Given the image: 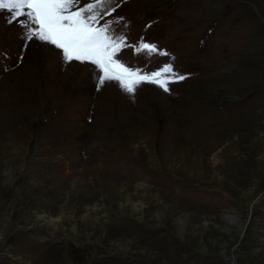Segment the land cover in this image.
<instances>
[{
    "label": "rangeland",
    "instance_id": "1",
    "mask_svg": "<svg viewBox=\"0 0 264 264\" xmlns=\"http://www.w3.org/2000/svg\"><path fill=\"white\" fill-rule=\"evenodd\" d=\"M97 11L185 79L98 87L0 12V264H264V0Z\"/></svg>",
    "mask_w": 264,
    "mask_h": 264
},
{
    "label": "snow or ice",
    "instance_id": "2",
    "mask_svg": "<svg viewBox=\"0 0 264 264\" xmlns=\"http://www.w3.org/2000/svg\"><path fill=\"white\" fill-rule=\"evenodd\" d=\"M110 5L111 0H94L83 7L79 6V0H0V12L10 13L9 23L18 22L25 29L26 40L60 50L62 59L68 63L76 61L92 66L98 87L115 82L133 94L142 83H153L169 91L170 83L185 79L170 64L151 73L128 66L118 56L125 37L114 34L111 22L99 25L102 13L97 9ZM142 50L153 53L157 48L146 43L135 47L137 53Z\"/></svg>",
    "mask_w": 264,
    "mask_h": 264
}]
</instances>
